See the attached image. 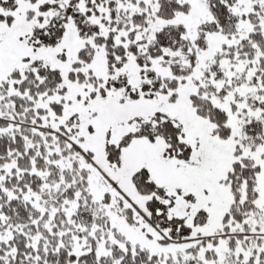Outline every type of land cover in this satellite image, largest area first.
<instances>
[{"label": "snow or ice", "instance_id": "snow-or-ice-1", "mask_svg": "<svg viewBox=\"0 0 264 264\" xmlns=\"http://www.w3.org/2000/svg\"><path fill=\"white\" fill-rule=\"evenodd\" d=\"M0 264H264V0H0Z\"/></svg>", "mask_w": 264, "mask_h": 264}]
</instances>
